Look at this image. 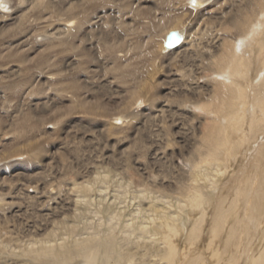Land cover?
<instances>
[{"label":"bare ground","instance_id":"obj_1","mask_svg":"<svg viewBox=\"0 0 264 264\" xmlns=\"http://www.w3.org/2000/svg\"><path fill=\"white\" fill-rule=\"evenodd\" d=\"M0 264H264V0H0Z\"/></svg>","mask_w":264,"mask_h":264},{"label":"rangeland","instance_id":"obj_2","mask_svg":"<svg viewBox=\"0 0 264 264\" xmlns=\"http://www.w3.org/2000/svg\"><path fill=\"white\" fill-rule=\"evenodd\" d=\"M188 144H189V142H188ZM91 148L93 147V145L92 144H90L89 145ZM89 147V148H90ZM189 150V149H188ZM194 151V150H193ZM251 166V164H248V168ZM242 167V165H240L239 166V164H238V166H237V168H236V172L239 174V175H237L236 177H234L231 181H229V182H225V185H224V188H223V190H222V193H221V199L222 200H220V202H222V201H224L225 203H226V201H227V199H229L231 196H233V191H235L236 190V187L238 188V186H239V182H240V180H241V177L240 176H242V174H240L241 172L240 171H242L243 170V167ZM241 184H243V182L241 181ZM236 186V187H235ZM232 189V190H231ZM213 213L211 214V215H213L215 212H214V209H213V211H212Z\"/></svg>","mask_w":264,"mask_h":264},{"label":"water","instance_id":"obj_3","mask_svg":"<svg viewBox=\"0 0 264 264\" xmlns=\"http://www.w3.org/2000/svg\"><path fill=\"white\" fill-rule=\"evenodd\" d=\"M181 42V39L177 36L176 33H171L168 38L167 41L165 43L166 48H174L176 46H178Z\"/></svg>","mask_w":264,"mask_h":264},{"label":"snow or ice","instance_id":"obj_4","mask_svg":"<svg viewBox=\"0 0 264 264\" xmlns=\"http://www.w3.org/2000/svg\"><path fill=\"white\" fill-rule=\"evenodd\" d=\"M193 2H194V0H193Z\"/></svg>","mask_w":264,"mask_h":264}]
</instances>
